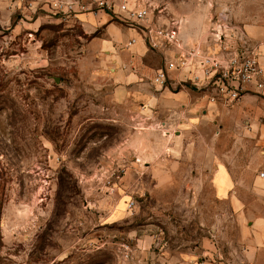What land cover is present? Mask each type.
I'll return each instance as SVG.
<instances>
[{
    "label": "rangeland",
    "instance_id": "obj_1",
    "mask_svg": "<svg viewBox=\"0 0 264 264\" xmlns=\"http://www.w3.org/2000/svg\"><path fill=\"white\" fill-rule=\"evenodd\" d=\"M98 1L0 0V264H264V96L216 106L231 117L184 137L113 97L114 74L135 71L114 55L138 29L119 3L224 59L260 57L245 27L264 24V0H102L106 34L100 14L77 19ZM218 165L232 201L215 198Z\"/></svg>",
    "mask_w": 264,
    "mask_h": 264
},
{
    "label": "crops",
    "instance_id": "obj_2",
    "mask_svg": "<svg viewBox=\"0 0 264 264\" xmlns=\"http://www.w3.org/2000/svg\"><path fill=\"white\" fill-rule=\"evenodd\" d=\"M97 14L101 15V13ZM103 16L107 17L104 14L97 17H100L98 19L102 21L106 34L110 25L108 26L107 20ZM77 19H80L79 21L94 23L91 17H85L82 14L78 15ZM129 31L127 35L129 36L128 39L136 37L135 30ZM245 31L249 39L258 47L259 61L262 68H264V24L253 23L247 25ZM101 43L105 51L112 49L111 40L102 39ZM202 45L204 46L202 47L203 49H209V46L205 43H202ZM126 53L123 55L115 53V62L123 65L125 68L133 67L135 71L131 72L125 69L124 71H117L114 74L113 78L117 86L113 92V97L119 105L140 108V110L134 113L135 121L142 120L145 117L149 118L151 122L161 123L164 121L162 125L169 127L170 131H178L177 134H180V137H184L189 135L190 130L205 125L207 121L214 120L217 117L220 121H225L231 117V113L227 114V116L224 113H219L216 110V106L208 104L203 97V93L193 87L191 83L193 69H168L173 56L177 54L175 48L161 46L157 50H152L148 49L145 44L139 43L131 47ZM153 56L158 58L159 62L157 64H152ZM158 71H164L167 76V83L164 88L147 83L144 79L145 76L154 78ZM247 96H249L248 99L254 102V99L250 98L251 95ZM232 119L236 120L234 117ZM170 131L166 132L169 136L171 135ZM221 169H224L225 177L219 176ZM212 185L215 189V198L218 201H224L228 196L232 201V197L236 196L233 193L236 185L234 177L233 175H229L222 165L216 167ZM254 230L252 240L258 243L260 237H264V219L255 222Z\"/></svg>",
    "mask_w": 264,
    "mask_h": 264
},
{
    "label": "built area",
    "instance_id": "obj_3",
    "mask_svg": "<svg viewBox=\"0 0 264 264\" xmlns=\"http://www.w3.org/2000/svg\"><path fill=\"white\" fill-rule=\"evenodd\" d=\"M97 7L96 12L89 11V8L85 6H78L77 9V6L73 4H68L66 9L75 12L77 9V15L87 12L96 15L103 10L112 12L114 9L109 2L102 0L97 2ZM117 10L123 18L116 17L118 20L134 24L138 28L136 37L129 39L126 46L133 47L142 43L152 50H157L161 46L175 48L177 54L173 56L168 69H193L191 83L194 88L203 93L208 104L228 108L234 106L244 96L264 95V68L254 50L229 54L224 59L208 56L194 44L182 46L178 30L173 27L155 30L146 26L144 22L148 13L144 8L130 7L123 1L117 5ZM166 83L165 72L158 71L153 78V85L164 88ZM260 177H264V173L260 174Z\"/></svg>",
    "mask_w": 264,
    "mask_h": 264
}]
</instances>
